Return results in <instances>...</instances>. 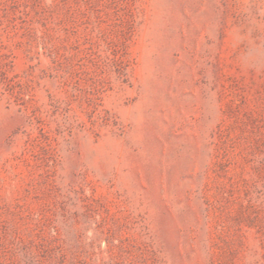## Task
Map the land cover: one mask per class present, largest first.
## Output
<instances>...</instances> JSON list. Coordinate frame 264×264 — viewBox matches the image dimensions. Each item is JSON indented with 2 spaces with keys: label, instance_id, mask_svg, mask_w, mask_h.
<instances>
[{
  "label": "rangeland",
  "instance_id": "obj_1",
  "mask_svg": "<svg viewBox=\"0 0 264 264\" xmlns=\"http://www.w3.org/2000/svg\"><path fill=\"white\" fill-rule=\"evenodd\" d=\"M0 264H264V0H0Z\"/></svg>",
  "mask_w": 264,
  "mask_h": 264
}]
</instances>
